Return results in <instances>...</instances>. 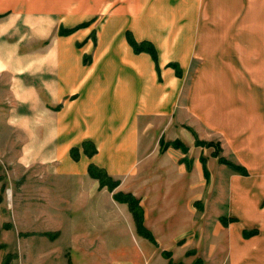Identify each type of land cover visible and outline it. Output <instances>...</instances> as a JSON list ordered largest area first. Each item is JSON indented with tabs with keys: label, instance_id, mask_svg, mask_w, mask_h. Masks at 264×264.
<instances>
[{
	"label": "crops",
	"instance_id": "1",
	"mask_svg": "<svg viewBox=\"0 0 264 264\" xmlns=\"http://www.w3.org/2000/svg\"><path fill=\"white\" fill-rule=\"evenodd\" d=\"M243 7L264 22V0H0V142L22 136L18 148L1 149L18 150L19 165H40L44 182L79 183L53 192L55 204L42 191V215L64 216L72 193V222L90 230L89 261L100 252L118 264H168L164 249L185 264L201 256L203 156L208 170L219 161L202 143L216 134L249 173L229 177L235 220L215 224L222 242L213 247L227 264H264V192L249 220L232 206L237 191L264 190V30L244 37ZM131 38L152 43L158 58ZM242 38L259 43L242 52ZM118 193L140 199L158 245Z\"/></svg>",
	"mask_w": 264,
	"mask_h": 264
},
{
	"label": "rangeland",
	"instance_id": "2",
	"mask_svg": "<svg viewBox=\"0 0 264 264\" xmlns=\"http://www.w3.org/2000/svg\"><path fill=\"white\" fill-rule=\"evenodd\" d=\"M250 10L254 9L243 7V19L247 20L242 22L243 35H245L244 37L251 35L254 38H259L256 36L262 35L264 22L256 15L249 18L252 15ZM253 17L258 23L252 22ZM254 25L257 27L255 28ZM231 26L233 27V24ZM236 41V46H239L242 52H244L245 47H250V45L255 47V44L259 43V40L246 38L236 39ZM226 42L231 44V50L228 52L233 53L234 40L227 38ZM260 52L263 54L262 49ZM259 59L264 62V55H259ZM171 64L180 68L176 62ZM213 138L209 141L214 143L209 145V147L214 148L213 155L216 156L214 153L218 148L221 156L226 157L232 164L240 165L231 155L227 143H224L222 137L215 134ZM9 139L11 142H8ZM21 139L22 136L14 133L11 136H6L5 141L0 142V264H118L117 262L106 261V257L102 254L101 256L100 252L97 257L91 258L92 261H89V256L85 255L90 249L86 246V243L90 242V230H83L84 225H75L72 222L74 217L72 206L75 202L72 193L69 194L70 198L66 201L64 216L42 215V210L46 207L44 204H47V199H42V191L49 190L52 197L55 194L53 192L75 190L79 183L74 182V180H66L62 184L53 178H50L49 182H44L41 179L43 170L40 165L30 167L19 165L16 161L18 150L1 149V146L18 148ZM232 164H225L219 160L210 166V197L208 200L207 197L204 198L202 203L200 200L201 205H196L197 214H201L203 211L204 217H207L209 221V236L205 238L202 248L199 247L202 253L201 256H198L204 260L205 264H227V256L219 255L217 247H213L214 244L220 245L222 242L221 239L213 236V232L216 229L215 224L218 222L223 223L226 227L230 221H234L229 216V177L232 173L240 172L234 169ZM246 170L248 174L249 171L247 168ZM58 200L54 195L48 199V202L55 204ZM62 217L65 218L64 224H61ZM48 219H53V223L52 220L48 222ZM54 219L60 220V223ZM205 227L204 223V229ZM223 244L227 245L226 239ZM91 249L96 254L98 250H104L101 247ZM164 251H170L174 261L183 262L175 260L172 250L164 249ZM193 251L192 254H195L196 249ZM193 251L189 250L187 255ZM134 264H138V262Z\"/></svg>",
	"mask_w": 264,
	"mask_h": 264
},
{
	"label": "trees",
	"instance_id": "3",
	"mask_svg": "<svg viewBox=\"0 0 264 264\" xmlns=\"http://www.w3.org/2000/svg\"><path fill=\"white\" fill-rule=\"evenodd\" d=\"M131 42L133 43V45L135 46V48L137 50H147L149 52H151L154 56L155 59L158 58L157 55V50L155 48V46L150 43V42H142V43H138L137 41H135L134 39H130ZM171 145L174 146H181V142L180 141H173L170 143ZM204 145H213V142H207V141H203ZM216 156L219 157V160L223 163H227V164H232L226 157L221 156L220 151L218 150V148L216 149L215 153ZM203 163H204V169H205V173L208 176L209 175V170L208 167L206 166V157L203 156ZM233 168L236 169L238 172L243 173V174H247V170L245 168V166L243 165H238V164H232ZM94 172V171H92ZM97 176L100 178L101 181V185H109V187H111V189H113V187H115L116 183L112 182V179L109 177V175L101 170H99L97 173ZM117 199L120 201H124L127 202L129 204L130 210L132 211L136 223H137V227H138V232L149 238L151 241H153L156 245H158V241L156 240L153 232L145 225V214H144V209L140 203V199L137 198L136 196H134L131 193H118L116 195ZM232 220H235L234 218H232ZM225 223H227L226 220H224ZM256 231H252V232H247V235H251V234H255ZM191 254L194 253L190 252ZM163 254L169 258V262L168 264H184L183 262H176L173 260L172 258V254L170 251H164ZM193 264H205L204 260L200 257H197L194 261Z\"/></svg>",
	"mask_w": 264,
	"mask_h": 264
},
{
	"label": "bare ground",
	"instance_id": "4",
	"mask_svg": "<svg viewBox=\"0 0 264 264\" xmlns=\"http://www.w3.org/2000/svg\"><path fill=\"white\" fill-rule=\"evenodd\" d=\"M262 192H264V190L261 183L257 184L256 193L252 189H250V192L244 189H242L240 192L237 191L232 198V206L242 210L243 215L249 220L254 216L249 212H251V210L256 207L257 199L262 194Z\"/></svg>",
	"mask_w": 264,
	"mask_h": 264
}]
</instances>
